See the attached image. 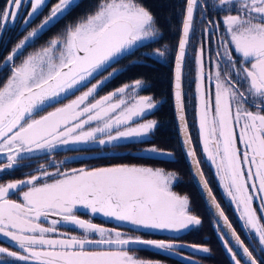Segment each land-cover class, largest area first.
I'll return each mask as SVG.
<instances>
[{"label":"snow or ice","instance_id":"6c2138e0","mask_svg":"<svg viewBox=\"0 0 264 264\" xmlns=\"http://www.w3.org/2000/svg\"><path fill=\"white\" fill-rule=\"evenodd\" d=\"M22 0H5L0 10V33L15 25ZM45 0H31V18ZM78 7L77 0H57L39 25L27 31L5 58L9 74L0 82V172L15 170L33 154L50 156L68 145L89 142L113 149L150 144L158 121L145 120L157 108L151 96L139 95L145 81L136 79L100 95L114 77L127 70L114 67L141 48L163 39L170 17L161 18L144 0H94L90 9L65 25L45 46L16 58L45 29ZM210 9L218 19H208ZM197 13L206 20L204 35L216 38V59L207 78L214 91L205 90V48L196 51L198 143L225 195L235 206L248 243L229 221L204 177L197 148L186 119L183 87L187 48L195 31ZM207 14V15H206ZM179 39L152 48L151 57L174 53V100L181 132L180 147L193 175L206 190L208 202L230 230L236 247L220 239L232 264H264V0H183ZM137 61H130L135 64ZM223 65V67H221ZM141 151L150 158L175 153L154 144ZM66 161H61V164ZM40 165L24 179L0 183V236L16 250L0 246V264L7 258L23 264H159L132 254L143 246L162 252L190 247L209 253L204 245L172 239H144L117 228L81 219L78 212L100 215L134 232L180 234L195 230L202 219L193 213L188 195H178L172 184L178 174L135 165H114L61 171L54 161ZM19 193V199L11 196ZM51 219L48 226L41 222ZM58 225L82 235L60 232ZM219 230V229H218ZM98 236L96 239L94 237Z\"/></svg>","mask_w":264,"mask_h":264},{"label":"trees","instance_id":"16d2710c","mask_svg":"<svg viewBox=\"0 0 264 264\" xmlns=\"http://www.w3.org/2000/svg\"><path fill=\"white\" fill-rule=\"evenodd\" d=\"M5 0H0V10L4 7ZM53 0L51 1V3ZM145 4L150 7V9L156 13L161 20L163 21L165 17H170L171 28L165 27L163 39L160 40L158 45L161 47L163 44H168L169 49H174L175 45L179 39V27L180 21L182 19L181 8L183 5V0H144ZM50 3V4H51ZM94 3V0H80L71 14L67 15L65 21L70 23L71 21H75L77 17L87 12L91 5ZM54 2L52 3V5ZM46 9L40 13L39 17L43 15ZM37 18V19H38ZM38 23V20L35 22ZM56 27V26H55ZM53 30L48 31L45 35H43L40 42L48 41L52 37ZM192 41V40H191ZM38 43V42H37ZM10 45V46H9ZM9 48L7 47L5 52L3 53L0 50V65L4 61L6 55L11 51L10 49L13 46V42L9 44ZM155 43L151 44L150 47L142 48L137 51L133 56L127 57L120 61L116 66L118 68H124L127 66V70L123 71L122 74L114 77L110 82L107 83L112 87H118L123 85L124 83L133 82L136 79H142L145 81L147 87L143 90V94H147L152 96L156 101L162 102L160 107L155 110L150 116H152L155 120L158 121V128L155 132V137L153 140H150V144H141L142 146H148L154 144L160 148L172 150L175 153V157L172 161H169L167 158H159V159H149L142 155H135L134 153L137 150L136 144H129L127 148H119L122 151L128 150V152H121L119 154L110 155V156H101L97 158H93V160L89 163V158H84L77 160V163H87L89 165H93V167H107L112 165H117L122 162L130 161L132 164H141L145 161H148L150 165L153 167H161L166 171H172L178 174L181 180L175 185V190L183 195H188L190 197V206L194 214L198 215L202 219V225L198 226L195 230H192L180 237L179 240L188 243V244H197L204 245L210 247L212 254L208 256H198L201 260L202 264H230L225 257L222 247L219 243V238L214 228V219L207 209L204 201L199 195L193 181L191 178L190 171L185 162L183 152L181 150L175 120H174V110L172 103V78H173V65H174V53L170 52V56L166 63L160 62L158 60H154L152 58H141L138 54L141 51H150V49L155 48ZM191 47V44H190ZM190 50V48H189ZM133 60H142L144 62H139L135 64H130V61ZM192 65L193 62L191 58H187L184 72V81L183 87L185 92V107H186V118L187 121L190 117L189 114V101L193 99V83L189 78L192 75ZM5 75V76H4ZM7 75L4 73L3 76H0V82ZM2 77V78H1ZM190 94L192 96L190 97ZM88 166V165H87ZM23 170H15L13 172H8L3 180L12 179L16 180L20 177H25L22 175ZM212 191L217 197L219 203L222 207V199L218 197L217 192L214 188L213 183H209ZM224 209V208H223ZM226 212V211H225ZM107 226H116L114 223H105ZM145 237H154L153 235H145ZM161 238V237H159ZM1 239H6L3 236H0ZM5 244L12 246L8 239L5 240ZM147 258L150 259H158V260H170L165 256H161L160 254L151 252L147 249ZM175 264H182L180 262H174Z\"/></svg>","mask_w":264,"mask_h":264},{"label":"rangeland","instance_id":"374dc122","mask_svg":"<svg viewBox=\"0 0 264 264\" xmlns=\"http://www.w3.org/2000/svg\"><path fill=\"white\" fill-rule=\"evenodd\" d=\"M51 1L52 0H45V5H43L42 7H41V10H39V12L37 13V14H35L32 18H31V20H30V22L25 26L24 25V20L25 19H27L28 17H27V14H28V12L29 11H31V0H22V3H21V6H20V9H19V14H18V16H17V18H16V22H15V25H11V24H9V26H8V28L7 29H5L4 31H3V33H0V50H1V52L3 53V51L5 52V50H6V48L8 47L9 48V44L11 43V42H13V46H12V48L15 46V44L24 36V35H26L27 34V31H30L32 28H34V27H36L37 25H39L40 24V22L44 19V17L45 16H47L48 14H49V12H50V10H51V8H52V6L55 4V3H57V0H53V2H54V4L52 5V3H51ZM80 0H78L77 1V3L79 2ZM209 2L211 3L212 2V0H209ZM51 3V4H50ZM46 9V11L43 13V15L42 16H40V18H38L39 17V15H40V12L42 13L44 10ZM213 10V9H212ZM213 11H215V10H213ZM221 14H223L224 15V13L223 12H221ZM67 17V15L66 16H64L63 18H61L50 30H53V28H54V30L55 31H53L51 34H52V37H54V36H56V35H58L59 33H61L62 32V30L65 28V25H67V24H70V23H74L75 21H71L70 23H68V22H66L65 21V18ZM38 18V19H37ZM38 20V23H35L36 21ZM195 26H196V21H195V24H194ZM56 26V27H55ZM49 30V31H50ZM51 37V38H52ZM50 38V39H51ZM50 39H48V40H50ZM39 40L40 39H38L37 41H35L29 48H27V50H25L21 55H19L17 58H16V60H15V62L18 64V63H20L21 62V60L27 55V54H29V53H31V52H34V51H36V50H38L40 47H42V46H45L46 45V42L47 41H45V42H40L39 43ZM191 40H193V44H191V47H190V50H189V58H191V60H192V58H193V60H192V62H193V72H194V74L192 73V75H191V77L189 78V80H191V83L194 81V78H196V64H195V55H196V51H197V45L195 46V44H197V42H196V40H195V42H194V33H193V36H192V38H191ZM38 42V43H37ZM192 42V41H191ZM156 45H155V47H159L160 45H158L157 43H155ZM9 45V46H8ZM164 45V44H163ZM163 45H161V47L163 46ZM168 45V44H167ZM12 48L10 49V50H12ZM142 49V48H141ZM151 50L152 49H150V51H141L139 54H138V56L139 57H141V58H152V59H154V60H158V61H160V62H163V63H166L167 62V60H168V58H169V56H170V53H169V55H167L166 57H164V58H158V57H151L150 55H148V53H150L151 52ZM11 52V51H10ZM9 52V53H10ZM171 52V51H170ZM8 53V54H9ZM8 54L6 55V57L8 56ZM5 57V58H6ZM4 61H5V59H4ZM4 61L2 62V64L0 65V76H3V74L5 73L6 75H8L9 74V71H10V69H9V67L8 66H5V67H3V65H4ZM140 62L142 61V60H139ZM5 76V75H4ZM192 76H194V77H192ZM2 78V77H1ZM130 83H132V82H129V84ZM192 86V85H191ZM118 87H120V86H118ZM118 87H112L111 88V86L108 84V85H106L104 88H103V90L102 91H100V95H104V94H106L107 92H109V91H112V90H114V89H116V88H118ZM147 87V85L145 84L144 85V87L139 91V95H143V90L145 89ZM144 96H147V95H144ZM192 96V94H190V97ZM152 97V96H151ZM154 99V98H153ZM155 100V99H154ZM156 101V100H155ZM158 102V101H157ZM162 102L160 101V102H158V105H157V108L159 107V105L161 104ZM156 108V109H157ZM156 109H154V110H156ZM153 110V111H154ZM148 117V116H147ZM143 118V119H145V120H148V119H153V118H151V116H149L148 118ZM155 120V119H154ZM153 135V134H152ZM151 135V136H152ZM151 136H150V138L149 139H151ZM93 144V146H95V148H93V149H91V150H87V148H86V144H80V145H68V146H64V147H62V148H64L63 150H65V151H67V150H69L70 149V153H64V154H62V155H59V156H56V157H54V158H52V157H50V158H46V159H40V161L41 162H38V161H36L33 157L30 159V160H28V159H25L24 161H22L21 163H22V165H30V166H20V167H18L16 170H23V173H22V175H24L25 177H20V178H18V179H24V178H26V176H28L29 174H35V170L40 166V165H44L46 168H47V170L48 171H50V172H54L56 169L55 168H52V167H48V165H49V163L50 162H52V161H54L56 164H58V165H60V170L61 171H67V170H71V169H79V168H87V165H89V164H87V163H77L76 161L77 160H80V159H84V158H89V157H92V156H95V155H98V154H101L102 153V149H99L100 148V146L99 145H97V144H95V143H92ZM135 144H137V143H135ZM148 146H150V145H148ZM148 146H143V148H145V147H148ZM73 148H75L76 149V151H73L72 149ZM106 151L107 152H114L115 150L112 148H107L106 149ZM118 151L119 152H128V150H121V149H118ZM142 154H145V153H143L142 151H140ZM0 159H3L0 163H6V159H5V157H4V155L3 154H0ZM36 159H38L37 157H36ZM88 160H90L89 161V163L91 162V161H93V160H96V159H93V158H90V159H88ZM61 161H66V163H63V164H61ZM42 163V164H41ZM149 162L148 161H145V162H143V163H141V164H132L130 161H124V162H122V163H120V164H117V165H122V164H124V165H135V166H146V167H153L152 165H150V164H148ZM112 166H114V165H112ZM108 167V166H107ZM94 168V167H93ZM153 168H156V167H153ZM157 168H161V167H157ZM88 169H90V168H88ZM162 169H164V168H162ZM165 170V169H164ZM13 171H15V170H10V171H7V172H0V183H7V182H9V181H12V179H6V180H3L2 181V178L3 177H5L6 175H7V173L8 172H13ZM166 171V170H165ZM17 180V179H16ZM181 180V178L178 176L177 177V179L173 182V184H172V190L175 192V193H177L178 195H183V194H181V193H179V192H177L176 190H175V185L179 182ZM11 198L12 199H19V193H16V194H14V195H12L11 196ZM191 207V206H190ZM77 215H79L80 217H81V219H85V220H89V219H91L92 220V222L93 223H97L96 221H95V218L94 217H92V216H89V215H81L79 212L77 213ZM97 216V215H96ZM102 217V216H101ZM103 219H105V220H108V219H106V218H104V217H102ZM50 221L51 220H49L48 219V221H41L42 223H44L45 224V226H48L49 225V223H50ZM117 222V221H116ZM117 223H119L120 224V222H117ZM108 227V226H107ZM58 228H59V231L60 232H66V233H68L69 235H76V236H80V235H82V233L79 231V230H73V229H71V228H64V227H60L59 225H58ZM123 232H126V233H128L127 231H123ZM134 233H132V234H129V235H133ZM134 235H138V234H134ZM94 238H96V239H98L99 237L98 236H96V237H94ZM144 239H145V237H143ZM149 239V238H148ZM5 240H7V239H1L0 240V246H3V247H11L12 248V250H16V248H15V246L14 245H12V246H9L8 244H5ZM8 242H10L9 240H8ZM11 243V242H10ZM134 248H139V250H136V251H134L132 254H134V255H136V256H138L140 259H145V260H152V261H159V264H175L174 262H177V260H173V259H170V260H167V261H164V260H158V259H150V258H147L148 257V255H147V251L143 248V246H140V247H137V246H133ZM188 249L189 250H192L193 252H196V250H194V249H192V248H190V247H188ZM222 251H223V249H222ZM180 252H182V251H180ZM223 253H224V251H223ZM191 254V255H190ZM197 254H199V255H204V254H208V253H203V252H200V251H197ZM187 255L188 256H185L184 258L186 259V260H188V261H190V262H192V263H194V264H202V262H201V260L200 259H198V256H196V257H194L195 255L194 254H192V253H187ZM193 255V256H192ZM224 255H225V253H224ZM189 257H192V258H189ZM225 257H226V255H225ZM227 258V257H226ZM8 259V261H9V264H23V262H17V261H14L13 260V258H7ZM228 259V258H227ZM229 261V260H228ZM178 263V262H177Z\"/></svg>","mask_w":264,"mask_h":264},{"label":"flooded vegetation","instance_id":"af4514ba","mask_svg":"<svg viewBox=\"0 0 264 264\" xmlns=\"http://www.w3.org/2000/svg\"><path fill=\"white\" fill-rule=\"evenodd\" d=\"M209 11H210L211 15H207L206 14L208 19H218L219 17H222L223 16V14H221V13H219V16H217L216 15V12L213 11L212 9H210ZM195 21H196V26L194 25V28H195V31H194V42H195V40L197 42V44H195V46L197 45L196 48L198 49L200 47V45L203 43L204 48H205V73H206L205 90L208 91V90L211 89V90L214 91V71H213V79L212 80H209L207 78V74L209 73L210 68H212V65L209 63V59H211V60H215L216 59V51L218 49V45L216 43V38L215 37L209 38V37H207V36L204 35V31L203 30H204V28L206 26V20L202 22L200 20L199 13H197ZM190 44H193V40H192V42ZM188 56H189V53H188ZM192 60H193V58H192ZM134 61H137L136 63H139L140 62L139 60H134ZM141 62H144V61H141ZM114 67H117V66L114 65ZM221 67H223V65H221ZM192 69H193V65H192ZM192 73L194 74L193 71H192ZM192 77H194V76H192ZM195 80H196V78H194V81L192 82L193 83L192 86H193V90H194L193 91L194 92L193 93L194 97H193V99H190V101H189V114H190V117H188L189 120L187 122H188V125H189V131L191 132V134L193 136L194 143L196 144L197 156H198V158L201 161V167H202V170H203V173H204L206 179L208 180L209 183H211V182L213 183L214 188H215V190L217 192L218 197H220L222 199V205L224 207H222V206L221 207L224 208V211H226L225 214L229 217V221L232 223L233 227L236 229V231L240 235L241 239L245 240V242L248 243L250 241L251 237L242 228V222L239 221V219H238V213L235 212V206L230 202V199L225 195V193L223 191V188H222V186L219 183L218 177L215 176V168H214V166L211 164L210 161H207L205 159V156L202 153V149H201V147H200V145L198 143V122H197V105H198V100H197V96H196V92H195V88H196ZM143 95H147V94H143ZM147 96H150V95H147ZM160 105H159V107H160ZM153 112H155V110ZM151 114H148V117ZM146 117H144V118H146ZM151 118H153V117L151 116ZM156 130H155V132H156ZM155 132L151 136V139L150 140H153L154 139ZM136 146H137L136 149L139 150V151H136L134 153L135 155H142V156H145V157H147L149 159H152V160L159 159V158H150L146 154H142L140 152L141 149L143 148V146L141 144H136ZM86 148H87V150H91V149L95 148V146H93L92 142H89V143L86 144ZM63 149L64 148H62V147L59 148V149H57L50 156H45V155L36 153V154H33L32 157L36 161L41 162L40 159H46V158H50V157L54 158V157L59 156V155H62L64 153H70V149L67 150V151H65ZM99 149H102V153L101 154H98V155H95V156H92V157H89V159L90 158H97V157H101V156H104L105 157L106 155L107 156H110V155H115V154L121 153V152L118 151L119 148L114 149L115 150L114 152H107L106 151L107 146H100ZM36 157L38 159H36ZM2 160L3 159H0V162ZM87 168H93V165H88ZM94 168H96V167H94ZM213 194H214V192H213ZM216 199H217V197H216ZM79 213L82 216L83 215H85V216L87 215L83 211H81ZM94 218H95V221L97 222L95 224L102 225L104 227H107V225L105 224L106 222L114 223L116 225V226H112V227L108 226L107 228H117L120 231H127L128 234H132V233L138 234V235L142 236V238L145 237V235H147L144 232H134V231H132V226H130V225H120L115 220H105L100 215H97ZM48 219L49 220L56 219V217H49ZM41 221H44L43 218H42ZM186 233H188V232H186ZM186 233H180V234H172V233H166V232L165 233H156V234H154V237H147V238L145 237V239H148L149 238V239H164V240H169V239H172L174 236L178 235V239L176 241L177 243L188 244V243H185V242L179 240L180 237L182 235L186 234ZM159 237H161V238H159ZM137 247H140V246H137ZM209 249H210V247H209ZM147 250H149L151 252H154V253H157V254H160L161 256H165L168 259L177 260V262H180L182 264H194V263H192V262H190V261H188V260H186L184 258L185 256H188L187 253L194 254L195 255L194 257H196V256H208V255L212 254V251L210 250V252L208 254L199 255V254H197V251L196 252H193L192 250H189L188 247H185L183 249H176L175 251H172V252H162V251H157V250H154V249H147ZM180 251H182V252H180ZM189 258H192V257H189Z\"/></svg>","mask_w":264,"mask_h":264},{"label":"water","instance_id":"95a60500","mask_svg":"<svg viewBox=\"0 0 264 264\" xmlns=\"http://www.w3.org/2000/svg\"><path fill=\"white\" fill-rule=\"evenodd\" d=\"M77 1H78V0H77ZM195 19H196V18H195ZM52 27H53V26H51L50 28L45 29L41 34H39V36H38L37 38H35L34 42L37 41L38 39H40L43 35H45V34H46V33H47ZM190 40H191V39H190ZM34 42H33V43H34ZM33 43H32V44H33ZM32 44H31V45H32ZM189 46H190V44H189ZM189 46H188V48H187V55H186V59H185V65H186V60H187V56H188V52H189ZM29 47H30V46L25 47V48L22 50V53H23L25 50H27V48H29ZM5 66H6V65H5V63H4L3 67H5ZM184 71H185V67H184ZM173 72H174V65H173ZM172 103H173V110H174L175 126H176V131H177L178 141H179V144H180V142H181V132H180V129H179V121H178V119H177V115H176L175 100H174V84H173V78H172ZM185 114H186V113H185ZM146 116H148V115H146ZM146 116H145V117H146ZM143 118H144V117H143ZM186 119H187V118H186ZM187 123H188V122H187ZM182 152H183V151H182ZM183 155H184L185 162H186V164H187V166H188V169H189V171H190L192 181H193V183H194V185H195V187H196V189H197L199 195L201 196L202 200L204 201V203H205L207 209L209 210V212L211 213V215L213 216V218H214V220H215L216 230H217V229L220 230V232H219V234H218L219 242H220V244H221V246H222V249H223V251H224L226 257L228 258L230 264H232V262H231V260H230V256H229V254L227 253L226 249L224 248V245H223L222 240L220 239V235L223 234V235L225 236V238H227V239L230 241V245H231L232 247H234V248L236 247V245H235V241H234V239L231 237V235H230V230L224 225L223 221H222L219 217L215 216V214H214L215 210H214L213 208H211V205H210V203L208 202V197H207L206 190L202 189V187L199 185V183H198V179H199V178L194 177V175H193L194 169H193V167H192V164L190 163L189 158H187V157L185 156L184 152H183ZM200 167H201V165H200ZM201 168H202V167H201ZM204 177H205V175H204ZM209 187H210V186H209ZM217 202H218V201H217Z\"/></svg>","mask_w":264,"mask_h":264}]
</instances>
